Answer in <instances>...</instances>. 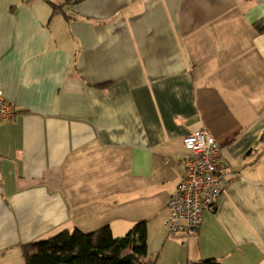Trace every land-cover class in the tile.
Wrapping results in <instances>:
<instances>
[{"label": "crops", "instance_id": "obj_1", "mask_svg": "<svg viewBox=\"0 0 264 264\" xmlns=\"http://www.w3.org/2000/svg\"><path fill=\"white\" fill-rule=\"evenodd\" d=\"M54 6H61V12ZM264 0H0V264L62 231L148 226V260L264 264ZM229 175L170 236L183 139Z\"/></svg>", "mask_w": 264, "mask_h": 264}, {"label": "built area", "instance_id": "obj_2", "mask_svg": "<svg viewBox=\"0 0 264 264\" xmlns=\"http://www.w3.org/2000/svg\"><path fill=\"white\" fill-rule=\"evenodd\" d=\"M14 105L6 102L0 92V124L16 116ZM186 151L183 160V179L169 202V217L165 227L170 236L194 234L204 220V213L213 210L229 175L223 164L221 148L205 129L195 130L183 139Z\"/></svg>", "mask_w": 264, "mask_h": 264}, {"label": "trees", "instance_id": "obj_3", "mask_svg": "<svg viewBox=\"0 0 264 264\" xmlns=\"http://www.w3.org/2000/svg\"><path fill=\"white\" fill-rule=\"evenodd\" d=\"M61 12V6H54ZM264 32L261 23L256 25ZM25 264H155L148 260V226L142 221L122 237H114L110 227L85 234L62 231L43 241L22 246ZM189 264H221L214 259Z\"/></svg>", "mask_w": 264, "mask_h": 264}, {"label": "water", "instance_id": "obj_4", "mask_svg": "<svg viewBox=\"0 0 264 264\" xmlns=\"http://www.w3.org/2000/svg\"><path fill=\"white\" fill-rule=\"evenodd\" d=\"M198 229H199V228H195V230H194V231L196 232Z\"/></svg>", "mask_w": 264, "mask_h": 264}, {"label": "rangeland", "instance_id": "obj_5", "mask_svg": "<svg viewBox=\"0 0 264 264\" xmlns=\"http://www.w3.org/2000/svg\"><path fill=\"white\" fill-rule=\"evenodd\" d=\"M39 241H43V240H39Z\"/></svg>", "mask_w": 264, "mask_h": 264}]
</instances>
